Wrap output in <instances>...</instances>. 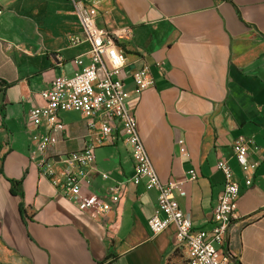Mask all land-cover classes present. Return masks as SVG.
I'll use <instances>...</instances> for the list:
<instances>
[{
	"label": "crops",
	"instance_id": "crops-1",
	"mask_svg": "<svg viewBox=\"0 0 264 264\" xmlns=\"http://www.w3.org/2000/svg\"><path fill=\"white\" fill-rule=\"evenodd\" d=\"M83 4L97 7V25L117 34L127 62L115 78L131 92L127 105L161 181H182L174 195L193 228L213 226L224 184L216 164L225 159L241 183L225 243L229 264H264V0H0V264L189 260L187 246L173 240L174 225L152 235L158 191L131 182L134 161L120 125L102 142L99 124L91 128L80 111H62L65 128L55 146L44 155L30 141L31 133L46 131L28 122L44 103L39 92L91 61L87 41L70 43L81 35ZM144 66L153 84L136 94L132 74ZM238 137L259 162L250 185L231 145ZM90 142L93 166H72L69 154ZM45 161L58 184L41 174ZM69 170L84 196L114 209L96 216L81 210L62 190ZM13 180H22L21 190Z\"/></svg>",
	"mask_w": 264,
	"mask_h": 264
},
{
	"label": "built area",
	"instance_id": "built-area-1",
	"mask_svg": "<svg viewBox=\"0 0 264 264\" xmlns=\"http://www.w3.org/2000/svg\"><path fill=\"white\" fill-rule=\"evenodd\" d=\"M1 12L0 9V14ZM97 15L98 9L92 4H83L78 11L82 32L81 35L71 36L70 43L74 45L87 41L90 44L91 61L83 71L75 76L54 78L39 92L44 103L30 111L28 122L35 129L44 126L46 131L31 133V143L44 155L50 147L58 143L59 133L65 128L59 116L62 111H80L89 118L91 128L99 124L102 142L112 141L113 131L120 125L134 161V174L131 182L136 185L144 182L147 189L158 191V206L148 220L152 235L156 236L174 225L175 244H185L188 248L187 264H229L231 256L225 249V243L229 228L237 217L241 196L240 181L235 177L227 160L220 159L217 162L216 167L224 175V184L213 206L211 218L213 226L210 229H194L189 213L181 209L174 195V190L181 186L182 181H161L140 136L137 116L127 105L131 92L123 79L115 78L122 73L126 65L125 51L119 46L116 33L97 25ZM59 59L62 60V57L60 56ZM132 77L133 91L136 94H141L153 84L147 66L136 70ZM178 143L180 151L185 152L184 141L180 139ZM231 145L240 164L245 183L250 185L259 162L250 158L249 141L246 138H235ZM95 147L96 144L90 142L82 149L71 152L67 157L69 163L72 166H93ZM54 173L52 165L45 161L41 174L58 184ZM190 173V178L195 179V171L191 170ZM62 190L74 199L81 210H87L93 216L105 214L114 209L112 204L96 196H84L81 192L79 177L72 170L66 172ZM118 190L119 187H115L112 193L113 203L119 200Z\"/></svg>",
	"mask_w": 264,
	"mask_h": 264
},
{
	"label": "trees",
	"instance_id": "trees-1",
	"mask_svg": "<svg viewBox=\"0 0 264 264\" xmlns=\"http://www.w3.org/2000/svg\"><path fill=\"white\" fill-rule=\"evenodd\" d=\"M12 183H13V187H14L13 190L15 189V191H17L16 189H18V188H20V190H21L22 180H13ZM20 194L22 196L23 192L21 191Z\"/></svg>",
	"mask_w": 264,
	"mask_h": 264
}]
</instances>
